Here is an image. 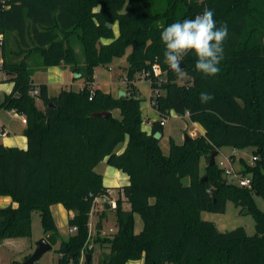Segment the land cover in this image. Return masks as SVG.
Masks as SVG:
<instances>
[{"label":"trees","instance_id":"trees-1","mask_svg":"<svg viewBox=\"0 0 264 264\" xmlns=\"http://www.w3.org/2000/svg\"><path fill=\"white\" fill-rule=\"evenodd\" d=\"M205 8L214 12L217 28H228L220 72L204 76L190 52L181 62L187 77L181 81L164 63L160 33ZM0 34V69L13 83L0 108L25 117L27 137L26 148L0 143V196L17 203L0 206V240L30 236L32 213L39 210L45 237L52 245L60 241L56 264H79L95 200L108 192L96 169L106 160L129 183L119 187L125 199L116 200V231L102 235L101 224L85 248L89 264L94 243L101 247L99 264L143 256V264H264V212L251 195L264 196V0H0ZM128 44L133 51L124 67L126 89L114 96L94 86L93 66L108 65ZM63 63L80 74L81 89L62 86L50 95L46 83L34 82L37 70ZM142 77L150 82V100L161 119L175 112L200 124L204 134L183 143L170 138L165 154L160 120L152 121L150 131L143 127L147 117L137 83ZM201 92L214 98L203 104ZM103 110L110 115L91 116ZM226 144L254 146V164L239 169L251 177V187L232 182L217 161L209 164V153ZM228 199L254 211L253 235L242 226L221 231L201 217L204 210L224 212ZM56 203L74 211L68 227L77 230L67 239L59 238L51 210ZM135 214L143 220L138 232Z\"/></svg>","mask_w":264,"mask_h":264},{"label":"rangeland","instance_id":"rangeland-1","mask_svg":"<svg viewBox=\"0 0 264 264\" xmlns=\"http://www.w3.org/2000/svg\"><path fill=\"white\" fill-rule=\"evenodd\" d=\"M95 8H98L95 7ZM114 34L116 37L120 34V27L119 22H115V24L112 25ZM8 42H13V36H8V39H6ZM101 41L105 44H108L111 42L110 39L102 38ZM77 53L82 56V50L81 46L78 45L76 48ZM133 46L131 44H128L124 51L121 54L113 56L110 63L108 65H102V64H96L93 66V75L95 77L94 86H97L101 88L104 91L110 92L114 96L120 95V92L122 90H125L127 87L126 80L124 78V67L128 65V56L132 53ZM36 55V54H35ZM2 58V55L0 54V60ZM81 60V58H80ZM32 62V61H31ZM61 66H65L67 72H71V66L72 64L69 63H63ZM38 72V73H37ZM45 71L43 69H39L34 73V82L35 83H47L48 84V90L50 95H56L60 91V85L54 80H41L40 76ZM40 75V76H39ZM0 90L4 92L7 90V88L12 89V81L6 78V72L4 70L0 69ZM187 77L185 75L184 79H181V81L186 80ZM71 80L74 83V86L76 84H79V82H82L81 79L73 80L71 76ZM138 87H139V97L141 99L140 101V107L142 110V114L145 117L152 116L151 112L154 111V108L150 101L151 96V86L149 80L142 77L137 79ZM71 88V86H69ZM75 88V87H74ZM73 88V89H74ZM9 91V90H8ZM0 92V96L4 93ZM10 92V91H9ZM4 99V98H3ZM1 100V97H0ZM7 114L11 115L12 110L0 108V128H1V121H3L2 115ZM167 123L164 126L166 129V132L164 134V137L161 140V145L163 149L167 152L169 151V140L171 138V135L176 139L178 142H182L185 140L186 133L191 135V137L199 136V132L195 129V122L186 119L184 117H179L176 114H172L169 118H167ZM168 130L170 131L171 135L168 134ZM254 146L253 145H246L243 147L236 148L232 145H224L220 148L216 155V161L217 163L221 160H225L227 157H232V166L239 170L241 169L244 164H250L253 165L255 161L254 157ZM211 153H209V159H210ZM105 166L104 163H100L97 167V170L100 172H103V167ZM206 162L204 156H201V171L205 170ZM111 167V166H110ZM186 183H188V178L184 179ZM232 182L236 183L235 180L231 179ZM252 198L254 200V204L256 207L260 208L264 212V196L257 192L251 193ZM10 197V196H9ZM120 197L118 190L111 191L110 194L102 195L99 198V201L94 205L93 207V215L92 219L95 222V226L97 228V223L101 220L103 224V232L102 235L112 233L116 231L117 225H116V211L114 208L110 207L109 204L108 207H106V203L111 199H118ZM11 202L8 204H0L1 207H5L8 205H17L16 202H13L12 198L10 200ZM108 204V203H107ZM123 207L125 209L130 208V204L127 201H123ZM245 208L242 206L236 204V202L232 199H228L226 209L224 212H213V211H201V217L203 219L212 221L215 223L217 228L221 231H229L232 229H235L237 227H244L245 230L249 235H253L256 232V219L254 211L244 212ZM58 219V226L57 229L62 231V229H66V225H61L60 220L58 216L56 215ZM136 227V226H135ZM69 230V229H68ZM70 233V231H69ZM68 233V236H69ZM96 235V230L94 232ZM45 232L41 221V215L39 210H34L32 213V223H31V235L28 237H6L4 239L0 240V264H13V261L17 260L21 264L26 260V256H30L34 250H35V244L36 241L40 238L44 237ZM95 235L91 238L90 242L93 243V239ZM66 237V239L68 238ZM60 238V237H59ZM60 246V241L55 243L52 248L48 249L41 259L34 264H56L58 260V248ZM101 253V247L99 243H94V252H93V258H92V264H99V255ZM144 262V256L141 259L138 260H131L127 264H143Z\"/></svg>","mask_w":264,"mask_h":264},{"label":"clouds","instance_id":"clouds-1","mask_svg":"<svg viewBox=\"0 0 264 264\" xmlns=\"http://www.w3.org/2000/svg\"><path fill=\"white\" fill-rule=\"evenodd\" d=\"M228 36L226 25L216 26L214 12L205 8L202 14L191 19L176 21L164 28L160 39L165 46L164 63L178 79H184L186 73L181 67L184 56L194 53L195 69L204 76L212 77L220 72L219 64L223 59V43ZM214 97L200 93V101L207 104Z\"/></svg>","mask_w":264,"mask_h":264},{"label":"crops","instance_id":"crops-1","mask_svg":"<svg viewBox=\"0 0 264 264\" xmlns=\"http://www.w3.org/2000/svg\"><path fill=\"white\" fill-rule=\"evenodd\" d=\"M42 69L45 71L44 73H46V74H43V76L39 75L40 78H42L41 80H43V81H45L47 79L54 80V82L61 84L60 88L62 86H68V87L71 86V88L75 87L74 88L75 90H79L82 88V86L84 84L83 79H81V78L75 79L72 71L67 72L65 66L64 67L61 65L49 66V67L42 68ZM71 76H72L73 80L81 79L82 82H79V84H76L74 86V83L71 80ZM0 81H1V79H0ZM8 90L11 91V87L7 88L6 91L4 89V92L0 90V92L4 93V96L3 95L0 96L1 97L0 104L3 102V100H4L3 98L5 97V95L7 93H9ZM123 91L124 90H122L120 92V94ZM172 114H176V113L172 112ZM151 115H152L151 117L150 116L147 117L149 120H151V121L161 120L160 115L156 109H154V111L151 112ZM176 115H178V114H176ZM178 116L181 117L180 115H178ZM2 118H3V121H1L2 123H1V128H0V143H3L4 145H7V146H18L20 148H26L27 147V137L24 134V130L26 128L25 117L22 114H19V113L15 112L14 110H12L11 115L3 114ZM166 123H167V121H166ZM166 123L163 126H165ZM143 127L149 131L152 129V125L149 123H143ZM195 129L199 132L200 135L204 134V132H205L204 128L198 123H195ZM165 132H166V129L164 128V134H165ZM3 133H6V134H3ZM167 133L171 135L169 130ZM171 138L174 139V137L172 135H171ZM174 140L177 143H183L185 141L184 140L182 142H178L176 139H174ZM169 142H170V140H169ZM124 146L125 145L122 144L120 146V150H122L124 148ZM163 151L165 154H168V152H169V151L166 152L164 149H163ZM100 163L105 164V166L103 167V172H100V171L99 172L103 175L104 185L108 188L107 195L110 194L111 191H113V190H118L120 197L125 199L123 192H122V190L119 189V187L129 183V176L125 172H123L122 170H120L114 166L108 165L106 160H104ZM98 165H97V167H98ZM97 167H96V169H97ZM10 200H11V197H9V196H0V204H3V203L8 204L11 202ZM110 200L116 201V199H113V198H111ZM105 205H106V207H108V204H105ZM51 210H52L56 225L58 226V219H57L56 215L58 216V218L61 222L60 224L66 225V229L64 228V229H62V231L58 230L60 239H66V237L68 236V233H69L68 219H69V217H72L74 215V211L66 209L62 203H56V204L51 205ZM135 220H136L135 230L138 232V231L142 230V228H143V220L139 214H135Z\"/></svg>","mask_w":264,"mask_h":264},{"label":"built area","instance_id":"built-area-1","mask_svg":"<svg viewBox=\"0 0 264 264\" xmlns=\"http://www.w3.org/2000/svg\"><path fill=\"white\" fill-rule=\"evenodd\" d=\"M2 45H3V36L0 34V54H1ZM2 61H3V59L1 58L0 64L2 63ZM159 71H160L159 67L158 66H154L153 72L155 74H157ZM146 74H149V73H146ZM37 93H38L37 89L33 91V94H37ZM187 116H188V113H187ZM166 120H167L166 118H162L160 120L161 125H164L166 123ZM144 123H149V124L152 125V121L149 120L148 118L145 119ZM3 134H6V133H3ZM232 161H233L232 157H227L225 160H221L218 163L224 169L225 174L227 176H229L231 179L235 180L240 186L251 187V184H252L251 177L249 175H247V174H244L240 170L235 169L232 166ZM98 201H99V197L96 198L95 204ZM107 203H108V205L110 204L112 208L116 207V201H114V200H109ZM92 215H93V211H92L91 219H90V222H89V238H88V240L86 242L85 248L88 245L89 246L91 245L90 240L94 236V232L97 229L96 226H95V222L92 219ZM76 230H77L76 226H73V227L69 228L70 233H74V232H76ZM85 248L81 252L79 264H87L86 254L88 253V251Z\"/></svg>","mask_w":264,"mask_h":264},{"label":"water","instance_id":"water-1","mask_svg":"<svg viewBox=\"0 0 264 264\" xmlns=\"http://www.w3.org/2000/svg\"><path fill=\"white\" fill-rule=\"evenodd\" d=\"M111 26V25H109ZM80 74L74 75L75 78H78ZM110 115L109 111L103 110V111H96L91 114L92 117H107ZM190 135L186 133L185 135V141L190 139ZM218 151L217 149H214L211 151L209 164L213 165L216 162V155ZM244 212H249V209L245 208ZM102 221L100 220L97 224V229H101ZM52 243L44 236L36 241L35 244V250L34 252L23 262V264H34L35 262L39 261L43 254L50 248H52ZM86 261L89 264L91 261V253L88 252L86 254Z\"/></svg>","mask_w":264,"mask_h":264}]
</instances>
